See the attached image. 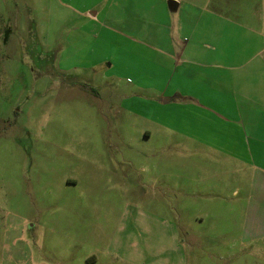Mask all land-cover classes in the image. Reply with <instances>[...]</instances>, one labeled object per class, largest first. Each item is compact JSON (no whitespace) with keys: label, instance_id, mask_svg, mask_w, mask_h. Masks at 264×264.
Returning <instances> with one entry per match:
<instances>
[{"label":"rangeland","instance_id":"374dc122","mask_svg":"<svg viewBox=\"0 0 264 264\" xmlns=\"http://www.w3.org/2000/svg\"><path fill=\"white\" fill-rule=\"evenodd\" d=\"M67 6L0 0V264H131L112 247L132 264H264L248 170L177 143L141 73L98 62L105 47L61 65L80 20ZM180 12H168L167 34Z\"/></svg>","mask_w":264,"mask_h":264},{"label":"crops","instance_id":"0c3cea01","mask_svg":"<svg viewBox=\"0 0 264 264\" xmlns=\"http://www.w3.org/2000/svg\"><path fill=\"white\" fill-rule=\"evenodd\" d=\"M65 1L80 20L67 37L61 65L84 64L82 58H95L96 49L103 47L98 62L112 58L131 64L135 74L141 73L139 91L155 92L149 101H160L161 125L173 130L177 143L223 155L234 174L244 175L239 167L248 170V189H241L253 199V239L264 240V0H221L219 12H213V0H168L164 11L161 0ZM158 11L165 21L156 20ZM176 11H184L186 18L177 19L169 35L172 27L165 18ZM228 11L240 13L231 20ZM144 16L147 23H139ZM118 252L132 264L131 254L109 250ZM86 261L98 264L95 255Z\"/></svg>","mask_w":264,"mask_h":264},{"label":"water","instance_id":"95a60500","mask_svg":"<svg viewBox=\"0 0 264 264\" xmlns=\"http://www.w3.org/2000/svg\"><path fill=\"white\" fill-rule=\"evenodd\" d=\"M172 4H174V2H173V1H170V2H169V5H172Z\"/></svg>","mask_w":264,"mask_h":264}]
</instances>
